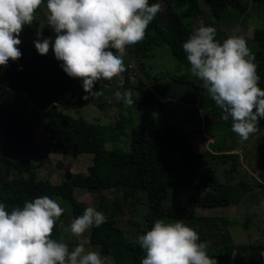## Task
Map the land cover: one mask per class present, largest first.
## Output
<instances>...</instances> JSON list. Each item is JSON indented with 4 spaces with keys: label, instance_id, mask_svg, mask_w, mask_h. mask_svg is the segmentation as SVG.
Returning a JSON list of instances; mask_svg holds the SVG:
<instances>
[{
    "label": "trees",
    "instance_id": "1",
    "mask_svg": "<svg viewBox=\"0 0 264 264\" xmlns=\"http://www.w3.org/2000/svg\"><path fill=\"white\" fill-rule=\"evenodd\" d=\"M159 1L149 0V4ZM162 1L165 2L163 11L158 12L148 25L143 41L134 44V56L140 59L153 45H168L179 62L188 63L182 44L201 21L206 25L210 22L203 17L199 0ZM203 1L214 19L221 22L228 15L225 12L229 8L235 14L246 10L242 0ZM251 1L264 4V0ZM253 40L257 44L254 54L260 76L258 85L264 90V29H254ZM17 47L22 52L21 58L14 62L9 60L7 67L0 66V202H6L7 211L13 207L22 208L26 200L57 195L69 203L75 218L91 207L74 197L75 187L110 192L114 196L110 203L113 207L103 208L107 221L99 227H92L88 239L91 245L100 246L101 254L112 258V264H140L145 253L137 243V237L150 230L152 218L172 222L186 220L187 225L199 234L198 242H204L206 234L219 232L217 221L227 225L223 218L196 214L197 207L229 206L235 192L217 179L213 167H208L204 173L197 171L202 153L193 148L191 139L180 126H133L129 131L128 151L108 150L105 142L122 134L125 125L130 123L120 118L115 123L102 125L81 116L72 119L63 113V106L74 104L80 107L85 102L82 82L63 71L52 47L46 55L39 54L31 41H22ZM113 81L114 78L97 82L93 90L112 87ZM134 91L135 95H131L134 103L153 104L161 97H170L160 83L143 80L137 81ZM96 105L103 107L101 102ZM262 128L264 119L260 120L255 133ZM35 130L45 132L51 140H66L68 153L74 158L90 155L86 173H70L60 183L37 179L32 162L46 155L36 148L31 151L20 149L22 145L27 147L30 144L23 140H28V134ZM231 151L217 148L213 153L210 151L212 159L230 162L229 168L225 169L228 173L235 171L240 164L238 155ZM171 187L186 188L187 194L173 196L169 192ZM141 191L146 194L148 211L142 226L132 222L134 239L128 241L116 226V211L119 209V214H123L125 207H134L141 199L145 200ZM62 222L61 215L56 220L52 239L60 240ZM104 226L108 229L106 233L103 232ZM226 237L216 255L218 264H264V242L234 244Z\"/></svg>",
    "mask_w": 264,
    "mask_h": 264
},
{
    "label": "clouds",
    "instance_id": "2",
    "mask_svg": "<svg viewBox=\"0 0 264 264\" xmlns=\"http://www.w3.org/2000/svg\"><path fill=\"white\" fill-rule=\"evenodd\" d=\"M41 4L42 0H0V66L21 58L19 35L25 25L33 23ZM46 7L47 25L55 39H36L34 46L46 55L51 44L63 71L82 79L85 100L100 94L93 89L102 80L120 77L123 87L126 46L143 41L148 25L161 11L159 3L150 5L149 0H47ZM231 31L220 42L215 39L216 28L201 21L182 47L192 76L223 110L221 119L231 118V130L246 141L264 119V90L258 85L255 54L239 34L240 26ZM115 95L127 106L134 104L130 92ZM6 206L0 202V264H106L87 237L71 248L51 238L64 209L49 196L26 200L22 208L13 207L10 212ZM106 221L103 212L87 207L72 220L68 231L81 237ZM199 239L197 231L181 220L157 219L137 237L145 253L140 264H217L207 253V242Z\"/></svg>",
    "mask_w": 264,
    "mask_h": 264
},
{
    "label": "rangeland",
    "instance_id": "3",
    "mask_svg": "<svg viewBox=\"0 0 264 264\" xmlns=\"http://www.w3.org/2000/svg\"><path fill=\"white\" fill-rule=\"evenodd\" d=\"M242 2L246 4L244 13L235 14V11L229 8L225 12L228 15L221 22L214 19L205 2L199 0L202 15L210 22L211 26L216 28V37L220 42L232 34L231 30L234 26L239 25L241 29L239 34L244 35L250 50L254 53L257 44L253 40V32L257 28L264 29V4L251 0H242ZM46 3L47 0H42L41 6L35 12L33 23L23 27L19 35L21 42L31 41L34 45V40H42L46 37H52L54 41L55 33L47 25L49 13ZM159 4L163 11L165 2L161 0ZM38 32L40 33L39 37L37 36ZM134 47L135 45L126 46V54L123 57L125 72L121 74L123 87L120 86V77H114L112 87L102 86L100 89L94 90L99 91V95L89 96L80 107L74 104L65 105L62 107V112L72 119L81 116L89 122L102 125L115 123L120 118L129 122L130 124L125 125L122 134L105 142V148L108 150L128 151L130 149V127L137 125L180 126L191 139L193 148L202 153L197 171L204 173L208 167H213L217 179L229 185L235 192L233 202L227 207L196 208L197 215L215 216L228 222L227 225H224L217 221L220 226L219 232H216V235H205L204 242H207L208 255L216 258L221 247L225 244L223 241L225 236H227V241L229 237V242L234 244L264 242V128L251 134L248 140L241 141L240 137L231 130V118L228 121L221 119L223 110L215 104L207 90L201 86V81L192 76L189 62H179L168 45H153L147 51L146 56L140 59L134 56ZM109 50L115 52L114 49ZM75 79L82 82L81 78ZM138 80L153 84L160 83L164 92L170 97L167 99L161 97L158 103L153 104L125 105L122 100L116 97V92H130L131 95H135L134 86ZM195 99L196 102L189 103ZM94 101L96 102L94 103ZM97 102H101L103 107H98ZM28 141L30 144L27 147L22 145L21 151H31L36 148L46 155L32 162V171L37 179H49L53 183H60L70 173H86V168L91 162L90 155L72 157L68 153L66 140H51L48 134L43 131L30 132L28 140H23V142ZM214 148L232 149L231 152L238 155L240 163L238 168L230 173L226 172L225 169L229 168L230 162L223 163L216 158L212 159L210 151L212 152ZM169 192L173 196L183 197L187 194V189L171 187ZM73 194L78 201L96 207L101 212L103 208L113 207L110 203L114 196L112 197L111 193L107 191L75 187ZM140 194L144 196L145 200L141 199L134 207L131 205L125 207L126 210L124 213L122 212L123 214H119V209L116 211L118 212L115 216L116 226L128 241L134 239L132 222L142 226L148 211L146 194L143 191ZM50 198L58 202L64 209L62 213L63 229L59 241L67 243L71 248L85 237L88 238L90 229L81 237L73 236L68 231L69 225L74 219L69 203L57 195ZM116 207L118 208V206ZM157 219L159 218H152L150 229ZM166 222L172 221L166 220ZM182 222L187 225L186 220ZM107 230L104 226L103 232L106 233ZM117 234L119 237L121 236V234ZM112 241L116 240L112 238ZM91 246L93 250L100 251L99 245L92 244ZM102 257L106 264H112L110 256L102 254Z\"/></svg>",
    "mask_w": 264,
    "mask_h": 264
}]
</instances>
